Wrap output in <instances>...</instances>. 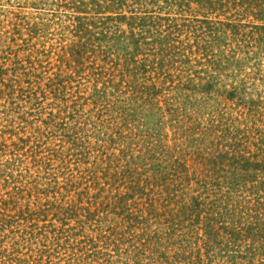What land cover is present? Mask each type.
<instances>
[{
	"label": "rangeland",
	"instance_id": "1",
	"mask_svg": "<svg viewBox=\"0 0 264 264\" xmlns=\"http://www.w3.org/2000/svg\"><path fill=\"white\" fill-rule=\"evenodd\" d=\"M0 264H264V0H0Z\"/></svg>",
	"mask_w": 264,
	"mask_h": 264
}]
</instances>
